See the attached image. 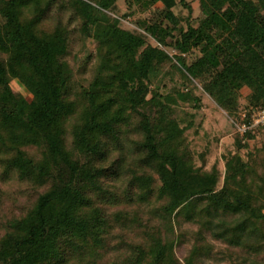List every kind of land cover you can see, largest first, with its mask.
I'll list each match as a JSON object with an SVG mask.
<instances>
[{
  "label": "trees",
  "instance_id": "trees-1",
  "mask_svg": "<svg viewBox=\"0 0 264 264\" xmlns=\"http://www.w3.org/2000/svg\"><path fill=\"white\" fill-rule=\"evenodd\" d=\"M199 2L195 24L187 0H0V167L35 190L5 225L0 264H146L142 246L103 262L117 226H142L140 210L169 227L173 245L188 237L179 218L197 226L185 264L213 257L209 239L264 264V195L244 182L264 158L231 156L222 179L216 165L198 164L186 137L195 114L184 112L186 125L177 114L202 108L197 85L235 127L244 89L246 111L264 108V0ZM138 13H149L135 23L155 43L122 27ZM76 33L96 44L82 66L93 65L91 79L79 86L66 58ZM261 131L237 133V148ZM115 205L134 209L111 215ZM159 246L149 264H163Z\"/></svg>",
  "mask_w": 264,
  "mask_h": 264
},
{
  "label": "rangeland",
  "instance_id": "rangeland-1",
  "mask_svg": "<svg viewBox=\"0 0 264 264\" xmlns=\"http://www.w3.org/2000/svg\"><path fill=\"white\" fill-rule=\"evenodd\" d=\"M192 6L191 17L195 24L202 17L199 0H187ZM120 14L127 13V5L124 1H120ZM157 7H162L158 4ZM179 14L188 16L190 11L183 6H179L177 9ZM149 13H138L135 17L129 18L123 21L122 27L135 34L144 37L148 41L155 43L149 35H147L141 28H139L135 20L148 16ZM77 34V33H76ZM71 41V48L67 53V61L74 69V80L76 85H86L91 79L93 65H90V69H83V62L85 57L94 53L96 50V44L92 39L85 38L84 36L77 34ZM171 54L175 51L168 50ZM172 85L171 83H169ZM11 86L16 93L23 95L28 101L33 98V91L26 87L21 81L15 79L11 81ZM198 89L196 93L202 98V108L196 110L190 105L180 106L177 109V114L180 118H185L186 121L182 125H186L189 121L184 112L194 113V125L191 129L187 130L186 137L190 141L191 147L195 152L198 164H204L205 169L211 170L216 165L221 172L222 179L225 176V162L226 159L241 154L244 161H249L251 153L257 155L258 159L264 158V149L262 153L258 150L264 146V131L259 132L256 139L249 141V146L245 149H238L236 145L237 128L233 124V120L237 118L230 117L226 110L217 105L213 98L207 93H204L200 85H197ZM191 88V87H190ZM81 91V90H80ZM249 89H244L240 98L239 112L237 113L238 120L241 114L245 112L247 105V95ZM74 98V97H73ZM75 120H69L67 122L68 136L71 138V130ZM205 153V162L200 159V155ZM261 156V157H260ZM259 164L258 161H256ZM245 184L249 185L252 189L260 192L264 195V167L251 164L248 167L247 174L244 180ZM0 188L3 191V198L0 202V238L5 234V225L12 218L18 216L23 208L27 206L34 198L35 190L32 186L22 181L16 176L14 172H6V170L0 167ZM109 213L116 215V213L125 209L128 212H132L134 207L126 208L122 205H115L108 207ZM124 210V211H125ZM142 226L132 227L125 226L121 228L117 226L110 235L109 239V253L103 262L114 259H122L124 254L131 255L132 246H142L147 253V261L151 262L155 256L158 245L159 248H163L165 251V260L163 264H185V258L190 254L193 246L197 226L191 225L185 222L183 218H179L176 230L181 232L185 231L186 238L183 243L171 244L175 239L173 232H168L169 227H165L160 219L154 217L152 214L140 210L137 213ZM124 235L125 239L121 236ZM124 240V244H122ZM214 243L215 249L213 257L205 258L203 264H253L254 255L251 252L230 248L226 243L209 239Z\"/></svg>",
  "mask_w": 264,
  "mask_h": 264
},
{
  "label": "built area",
  "instance_id": "built-area-1",
  "mask_svg": "<svg viewBox=\"0 0 264 264\" xmlns=\"http://www.w3.org/2000/svg\"><path fill=\"white\" fill-rule=\"evenodd\" d=\"M237 132L244 137L248 132L255 133L264 128V108L245 111L239 120L235 122Z\"/></svg>",
  "mask_w": 264,
  "mask_h": 264
}]
</instances>
